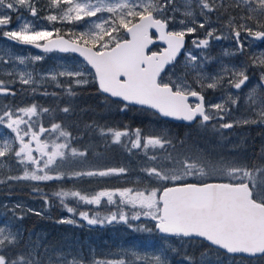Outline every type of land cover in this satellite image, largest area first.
<instances>
[{"label":"snow or ice","instance_id":"1","mask_svg":"<svg viewBox=\"0 0 264 264\" xmlns=\"http://www.w3.org/2000/svg\"><path fill=\"white\" fill-rule=\"evenodd\" d=\"M183 4L185 10L182 15L186 19L178 21L181 25L180 30L174 28L177 23L175 14L180 11L175 6V0H49V7L59 11V15L50 14L44 18L53 26V31L47 28L37 30L36 26L28 21L18 23L14 30L3 31L12 23L11 12H18L20 8H24L31 16L36 17L38 10L35 0H0V34L12 42L33 46L45 53L53 51L79 53L94 72L71 70L64 66L63 71L50 72L49 76L41 77L50 78L58 87L62 86L58 77L71 79L72 83L63 86L69 96H75L73 86L87 84L88 75L91 74L103 93L121 98L125 102L124 109L129 104L146 106L160 116L189 123L198 120L203 126L214 119L223 120L224 115L230 114L227 105L229 103L235 105L238 100V97L228 95L222 98L221 103L206 106L204 89L217 88L227 80L228 87L239 90L249 80L246 74L247 64L239 67L222 64L216 75H206L204 64L210 62V58L204 55L203 51L208 49L212 39L230 37L235 41L236 49L234 52L226 50L224 55H243L246 43L250 45L253 40L264 41V0H235L234 6L243 5L247 9V15L239 17L241 21L239 24L236 23V17L229 15L225 25L229 31L225 34L216 35L217 30L211 29L205 33L203 39H193V47L201 50L199 55H194L193 51L185 47V37L195 34L197 28H204L207 23L206 13L220 8L227 12L225 0H183ZM194 4L199 9V15L205 17L204 23H197ZM84 17H96V21L90 23L86 31L68 33L70 39H64L60 29L54 28L58 20L71 23L82 21ZM16 19L21 21L22 17L17 15ZM157 41L163 42L165 47L153 51L150 46ZM182 52L185 69L195 74L192 82H189L187 72L183 75L169 74ZM9 58L18 61L20 65L43 59L42 56L13 57L11 54ZM0 60H3L2 56ZM251 61L253 66L264 69V52L254 54ZM8 75H13V72H9ZM16 75L22 84L35 82L30 71L19 72ZM260 79L261 84L257 88L264 87V71L261 72ZM13 83L15 80L6 82L0 79V95H14L15 93L10 91ZM193 84L200 90H196ZM257 88L252 89L245 100V104L256 118L249 117L234 123L264 124V94L258 93ZM190 98H195L196 102H190ZM48 111L49 109L44 108L38 111L36 104L15 110L5 107L0 111V125L15 133L12 140H0V158L10 154L24 166L22 176H9L8 180H63L69 175L60 171L65 160L68 157L86 155V152L78 151L71 146L73 137L60 124H52L50 128H45L39 122L40 114ZM62 111L67 113L70 109L65 107ZM32 117H37V120L33 122ZM232 127L233 123L221 125V128ZM99 131L101 135L111 136L113 143H121L123 138L127 142L125 147L128 151H143L150 164L155 165L145 167L142 169L143 172L157 181L173 184L170 187L144 190L132 188L101 190L90 196L82 195L79 191L62 189L52 193L60 199L69 213H76V209L67 207L65 200L68 197L74 198L78 204L87 205H100L104 198L108 204H116L117 199L114 198H118V211L112 212L109 216L100 217L97 214L95 218H90L87 212H79L78 215L90 225L124 222L130 228L132 227L130 220L137 221L141 217H147L155 222V231L165 234L166 237L203 238L211 246L224 249L228 253H245L253 256L264 254V181L257 187L252 171L244 166L224 162H220V166H215L199 156H174L167 151L168 148H174L167 130L144 136L141 129L129 130L127 126L124 130L101 128ZM51 134H55L54 138ZM42 136L45 138L41 139ZM25 137L28 139L25 140ZM61 138L63 142H59ZM16 141L19 142L18 146ZM149 150H160L165 155L149 156ZM164 163L170 166L164 167ZM29 167L31 171L28 170ZM257 171L264 173V168ZM126 172V168L120 167L74 172L70 175L109 177L124 175ZM217 174L227 177L229 182H187L189 177L203 178ZM5 182L0 180V183ZM124 206H130L131 214L122 210ZM17 210L22 211L20 205L13 208L14 213ZM61 222L74 223L71 219ZM134 230L153 231L148 228ZM18 235V232L12 230L11 225L7 223L0 225V264H41L40 257L35 253L15 256L8 253L9 246L18 243ZM170 251L176 250L170 246H162L151 253L141 255L133 248L122 253L131 256V260L94 258L91 264H170L168 260ZM185 259L188 264H195L191 257ZM66 264H83V260L73 257L67 260Z\"/></svg>","mask_w":264,"mask_h":264},{"label":"rangeland","instance_id":"2","mask_svg":"<svg viewBox=\"0 0 264 264\" xmlns=\"http://www.w3.org/2000/svg\"><path fill=\"white\" fill-rule=\"evenodd\" d=\"M40 0H35V6L37 8V16L33 17L29 12H27L24 8H20L18 12H15V16L13 17V12L10 13L12 16V23L9 27L4 28L3 31H9L14 30L17 27L18 23H23L24 21H28L31 24L36 26L37 30H42L44 28H47L49 31H53V26L48 22L45 17H47L50 14L59 15V11L56 9H51L49 7L40 6L39 4ZM235 1V0H234ZM49 2V0H48ZM175 6L180 9V11L176 12L175 19L177 23L174 25L175 30H180L181 25L178 23L179 20L186 19L182 12L185 10V6L183 4V0H175ZM243 6V5H241ZM194 10L196 11V21L197 23H204L205 17L199 15V9L196 8L195 4L193 5ZM43 10V12H42ZM234 10H236L234 8ZM17 15L22 17L21 21H17L16 17ZM98 16L100 14H97ZM169 15H171V11L169 10ZM242 15V13H241ZM207 16V23H205L204 32L200 34L201 30L200 28H197V32L195 34L188 35L191 40L193 39H203L205 36V33L211 29H216V35H221L227 33L229 30L225 28V25L227 24L228 20L225 19V21L221 20V13L215 12V14L206 13ZM96 21V17H84L82 21L78 22H60L59 20L55 22L54 28L60 29L61 34L63 35L62 31L66 30L70 33H79L86 31L88 29V26L90 23ZM191 26V25H189ZM171 27H173L171 25ZM55 36V33L54 35ZM70 37V36H69ZM243 39V37H242ZM255 41H252L251 44L248 45L249 50L244 53L243 55L237 54L234 56H225L224 52L230 51L234 52L236 49V43L234 40H232L230 37L220 40L212 39L210 41V45L208 49L203 51L204 55H207L210 58V62L204 64V72L208 76H214L216 75L220 69L221 65H228L231 66H241L242 64H247L248 68L246 71V74L249 76L248 82L243 85L244 88H241V93H236L232 88L228 87L227 80L223 82L222 86H219L217 88H205V90L210 91V98L208 99V104H217L222 102V98H226L228 95H231L233 97H238L237 103L235 105L228 104L227 107L230 109L229 115H224L221 113V115H224L223 120L216 119V123H218L220 126L224 123H233L232 128H226L231 129L232 134L236 135L237 133L241 134L242 129L238 132L236 130L237 127L241 128L248 124H236L235 121L247 119L249 117H252L255 119L256 117L253 116L252 110L247 107L245 104V100L247 97V94L254 88H257L258 85L261 84V72L264 71V69H261L259 67L253 66L251 57L254 54L264 52V47H256ZM187 49L193 51L194 55H199L201 53L200 49H195L192 45V43H189L187 46ZM9 54H11L13 57L16 56H23V57H35V56H42L43 59L39 61H34L27 63L25 65H20L18 61H14L13 59L9 58ZM0 56L3 57V60H0V76L5 79L7 82L8 80H15V82H18L19 84H22L19 80L18 75L16 73L19 72H27L30 71L33 73L34 77V83L27 84V85H34V84H52L57 85L56 82L49 79H41L42 76H49L50 72L54 71H63L65 70L64 66H67L71 70H85L89 73H92L93 71L80 59H78L75 56H66L61 55L59 53H41L37 52L35 50H31L29 48L20 47L18 45H15L11 43L7 38L3 37L2 34H0ZM13 72V75L9 76L8 73ZM187 72V78L189 82H192L194 79V73L188 72V70L184 67V55L182 58L178 61L177 64L171 69L169 74L175 73L176 75H183ZM175 78V77H173ZM69 83H72V80L67 78ZM89 82L87 84L79 85L83 88L92 89L95 79L94 77L89 74L88 75ZM59 84H61L62 80L61 77H58ZM211 82V81H207ZM26 85V84H24ZM68 85V84H66ZM12 87V86H11ZM193 87H196L195 84H193ZM198 88V87H197ZM263 87L257 88L258 93H260V90ZM206 97V96H205ZM207 99V98H206ZM13 110L19 109V108H12ZM39 111V110H38ZM43 113L39 116V122L45 127L50 128L51 126H46L43 124L44 118H42ZM150 117H153L154 114H149ZM25 119H28V117H24ZM154 119H157L156 117H153ZM37 117H32V121H36ZM46 123L49 124H60L55 121V119L47 120ZM257 124V123H255ZM35 128V123L33 124ZM23 127V126H21ZM64 130L65 127L61 126ZM155 129H166L165 123L161 122H155V125L153 128ZM66 131V130H65ZM47 135V134H46ZM15 136V133L11 131V129H7L6 126L0 125V140H12V138ZM52 138H54L55 134H51ZM45 137L42 136L41 139H44ZM28 137H25V140H27ZM264 140V138H263ZM63 142V139L61 138V141ZM18 146V141H16ZM71 146L76 148L78 151L86 152L87 150H83L81 147L73 144L71 142ZM33 147H35V144H33ZM184 150L189 151L188 144L184 145L182 147ZM197 150L200 149V145H197ZM152 151V150H149ZM34 155H39L38 153H34ZM83 157H68L65 162L68 164L69 170L67 172V179L73 182L76 185L81 184L82 179H88V178H99V180H103L104 183H107L110 179V183L112 184V188H101V190H111V189H117V188H132L134 190H144L145 188H162L163 182L157 181L153 178L148 177L144 172L143 173H135V160L130 161L127 159L125 162L126 165L122 166H116L113 164L109 165H102L100 168L96 169H87L86 167H83L84 165L81 163L84 159ZM64 162V163H65ZM60 167V171H63V165ZM124 167L127 169L126 174L120 175V176H109V177H99V176H80V177H74L71 176V173L74 172H85V171H96V170H106L108 168H120ZM167 167V166H166ZM29 171H31V167L28 168ZM24 172V166L19 164L15 157L8 154L3 158H0V177H2L3 180L6 181L9 187H16L17 185L19 187H29L31 189H38L35 188L36 185H40V183L46 182V181H31V180H8L7 177L12 176H22ZM55 174V173H52ZM219 175V174H217ZM222 176V175H220ZM224 177V176H223ZM189 178H196V177H189ZM202 178V177H197ZM206 177H203L204 179ZM105 180H107L105 182ZM93 185V184H92ZM120 185V186H119ZM258 187V185H257ZM6 189V187H5ZM22 189V188H20ZM39 191H33L30 195V192H15L10 193L6 192L1 194L0 197V225H3L5 223L12 226V230L14 232H18V242L22 240L29 241L30 245L28 246V252L29 253H35L37 256L41 259V264H66L67 260L72 259L73 257L80 259L81 257L86 256L87 253H90L91 246L93 244L92 238L89 237L87 234H82L81 226L78 224L77 219H81V221L86 224L87 227H92L96 232H101L103 229H108L109 232L113 235L112 236V242L114 243L113 246H115V250L119 251H111L109 253L110 259L107 260H119V259H125V260H131L127 259L128 255H122V253H126L129 249H135L143 255L144 253L148 252L151 253L156 249H159L162 246H170L171 248L174 246H180V239L177 238H170V237H164L155 232L154 224L155 222L152 221L150 218L147 217H141L140 220L137 221H129V223L132 224V227L130 228L128 224L124 222H112V223H97L94 225H90L87 220L83 219L78 215L79 212H87L89 214L90 218H95L98 214L100 217L109 216L112 212L118 211V205L119 200L117 199L116 204H108L106 202V198H104L101 201L100 205H90L92 206V209L87 208V204H85V208L81 209L78 212V206L74 207L72 204L75 203V199L72 197H68L65 200V204L67 207H72L76 209V213H69L65 207V205L58 206L59 200L57 201L54 197L46 196V195H40L42 192V189H38ZM98 191V192H99ZM97 193V192H95ZM94 193V194H95ZM90 196V194H87ZM92 195V194H91ZM77 202V201H76ZM16 205H20L22 211L20 210V213L18 215L14 214L13 208ZM104 206H109L110 211L109 212H102ZM113 209V210H112ZM31 210V211H29ZM124 212L131 214V208L130 206H124L122 209ZM17 212V211H16ZM15 212V213H16ZM37 214L44 216V217H53L58 218L60 221L71 219L74 221V223H66L67 226H70V231L67 233V237L62 239V243H60L57 246H45L42 244L44 239V233L41 235L40 239L37 241H33L35 234L37 233V230L34 232L32 231H26V222L23 220L25 214ZM76 215V216H75ZM22 216V219H17L16 217ZM58 220V221H59ZM136 228H148L153 229L151 232H145V231H135ZM76 230V232H75ZM114 237V238H113ZM63 257V259H61ZM216 253H209L201 259L202 264H239V261H237L234 257L226 256V257H218L220 259L216 258ZM168 260L170 264H188V261L185 258H181L178 256H174L173 254L170 255L168 253ZM83 264H88L83 261Z\"/></svg>","mask_w":264,"mask_h":264},{"label":"trees","instance_id":"3","mask_svg":"<svg viewBox=\"0 0 264 264\" xmlns=\"http://www.w3.org/2000/svg\"><path fill=\"white\" fill-rule=\"evenodd\" d=\"M40 6L48 7V0H40ZM234 0H225V7L227 12L223 8L217 11L211 12L213 15L215 12L221 13V20H228L229 15L236 17V23L239 24L241 21L239 17L247 15V9L244 6L236 7ZM234 8L236 10H234ZM43 12V10H42ZM62 33L69 37L66 30ZM54 53V52H53ZM65 55V54H61ZM0 79L5 80L0 76ZM61 87L52 84H34L24 85L18 82L13 83L10 91L14 92V95H0V111L5 107L10 108H25L36 104L38 110L41 108L49 109L48 112H43L41 115L44 118L43 124L51 126L52 124L46 123L47 120H53L60 123L61 126L68 130L73 139L71 142L83 150H87V154L82 160L83 167L87 169H96L102 167V165L113 164L116 166L126 165L125 162L128 160L135 162V173H143L145 167L155 166L150 164L147 156L141 150L128 151L125 147L126 141L123 140L121 143H113L111 136H105L100 134V129L107 130L113 128L117 130H124L125 127L129 130L139 128L142 130V136L158 134L160 131L165 129H155L153 126L155 122L165 123V127L168 133H172L173 139L172 144L174 148H168V153L172 155L180 156H199L203 160L208 161L212 165L220 166V162L227 164H236L239 166L246 167L249 171H252L256 177V183L260 187L261 182L264 181V173H260L257 170L264 168V124H248L244 127H237L236 130L239 132L242 129V133L232 134V130L221 128L220 125L204 124L187 126V125H172L164 120L159 119L152 111L136 106H128L124 109V104L118 100H113L108 96L102 94L96 84H92V89L80 88L73 86V91L76 93L75 96H69L63 86L70 84L67 77H61ZM9 81V80H8ZM47 93V94H45ZM68 107L69 112L65 113L62 111L63 108ZM123 109V110H122ZM154 114V119L149 114ZM188 144L189 151L184 150L182 147ZM17 145V143H16ZM197 145H200V149L197 150ZM148 155L163 156L164 152L160 150L149 151ZM170 166L164 163V167ZM69 170L68 164L65 162L63 165V171L67 173ZM227 179V177H223ZM255 178V177H254ZM0 180H3L0 177ZM192 181L198 180V178L189 179ZM107 180H105L106 182ZM110 179L107 183L99 178H88L82 179L81 184L76 185L67 179V175L63 180H50L40 185H36L35 188L42 189L40 195H46L47 197H54L57 201L59 198L52 195V193L60 191H79L82 195L94 194L101 188H112ZM93 184V185H92ZM173 184V182H163V187ZM120 186V185H119ZM6 187V189H5ZM22 188V189H20ZM8 194L21 192L34 191L29 187H9L8 184L0 183V197L1 194L9 192ZM35 195V194H34ZM60 203V200H59ZM74 207L78 206V212L85 208V204L77 203L75 201L72 204ZM61 206V203L58 204ZM1 208V204H0ZM88 209H92V206L87 205ZM111 208L104 206L100 211L109 212ZM113 210V209H112ZM20 213L17 210L16 215ZM76 216V215H75ZM27 226L26 231H35V237L33 241L40 239L44 233V239L42 244L45 246H57L62 243V239L67 237L70 226L66 223H62L58 218L44 217L38 214H25L23 219ZM59 220V221H58ZM78 224L81 226L82 234L91 236L93 244L91 246L90 253L86 256L81 257L84 262L91 264L92 260L95 259H110L109 253L115 250L112 242V234L108 229H103L101 232H96L92 227H87L81 219H77ZM76 232V230H75ZM114 238V237H113ZM29 241L22 240L14 246H9L7 249L8 253L12 256L17 254L28 255ZM181 246V245H180ZM180 246H174L176 251H170V255L178 256L181 258L191 257L196 262V257L191 252ZM224 253L216 250V258L224 257ZM131 259V256L126 257ZM239 261V264H264V255L255 258H244L237 256L235 258Z\"/></svg>","mask_w":264,"mask_h":264},{"label":"flooded vegetation","instance_id":"4","mask_svg":"<svg viewBox=\"0 0 264 264\" xmlns=\"http://www.w3.org/2000/svg\"><path fill=\"white\" fill-rule=\"evenodd\" d=\"M15 12H13V17L15 16ZM13 20V19H12ZM171 27V25H170ZM17 45V43H14ZM256 47H264V41H261V42H258V43H255ZM26 48H29V47H26ZM31 50H33L32 48H29ZM161 49L158 45H155L153 50H159ZM249 50V47L247 45V43L245 44V52L246 53L247 51ZM241 88H244L243 86ZM236 93H241V89L239 90H236V89H233ZM204 95L206 96L207 98V102H208V99L210 98V95H208L210 92L205 90L203 91ZM260 94H264V87L261 88L260 90ZM169 124H172V125H181V124H176V123H171V122H167ZM167 130V128L165 129ZM168 131V130H167ZM161 132V131H160ZM169 136L173 139V135L172 133H169ZM180 239L181 241V248H185L187 249L188 251L191 250V252L194 254V256L196 257V262L195 264H202L200 261L201 259L203 258V256L209 254L210 252L212 253L214 251V248L209 244L207 243L204 239H199V238H178Z\"/></svg>","mask_w":264,"mask_h":264},{"label":"water","instance_id":"5","mask_svg":"<svg viewBox=\"0 0 264 264\" xmlns=\"http://www.w3.org/2000/svg\"><path fill=\"white\" fill-rule=\"evenodd\" d=\"M153 31H154V30H153ZM55 38H56V37L53 36V39H55ZM64 39H70V38L64 36ZM256 41H259V40H256ZM186 42H187V37H185V47H186ZM156 43H160V44H162L163 46H165L163 42L157 41ZM156 43H155V44H156ZM23 46H26V45H23ZM152 46H153V45H152ZM152 46H150V47L152 48ZM28 47H32L33 49H35V50H37V51H39V52H43L42 49H37V48H35V47H33V46H28ZM161 50H162V49H161ZM182 53H183V52H182ZM182 53H181V55H182ZM67 54H68V53H67ZM71 54H73V55L79 57L82 61H84V58H83L79 53H71ZM181 55H180V56H181ZM180 56H178V58H179ZM178 58H177V59H178ZM88 66L91 68L90 65H88ZM92 70H93V72H94V69H92ZM96 84H97V86H98V88H99L98 82H96ZM99 91H100L101 93H103L100 89H99ZM103 94L109 96V97L112 98V99L122 101L121 98H118V97H111L110 94H106V93H103ZM191 101H196V100H195V98H190V102H191ZM122 102H123V101H122ZM124 103H125V102H124ZM130 105H132V104H130ZM135 106H140V105H135ZM140 107L147 108L146 106H140ZM153 111H155V110H153ZM155 112H156V111H155ZM161 117L164 118V119H168V120H172V121H178V122H182V123H188V124H192V123H194V122L189 123V122H186V121H183V120H179V119H176V118H172V117H163V116H161ZM210 122H211V121H210ZM221 182H227V181H213V182H209V183H221ZM189 183H194V182H189ZM171 186H172V185H171ZM168 187H170V186H168ZM160 234H161V233H160ZM161 235H165V234H161ZM165 236H166V235H165ZM200 239H203V238H200ZM217 248H219V247H217ZM219 249L222 250L223 252L229 254V255H233V256H243V257H246V258L260 257V256H263V255H264V254H257V255H254V256H253V255H249V254H245V253H228V252H227L226 250H224V249H221V248H219Z\"/></svg>","mask_w":264,"mask_h":264},{"label":"bare ground","instance_id":"6","mask_svg":"<svg viewBox=\"0 0 264 264\" xmlns=\"http://www.w3.org/2000/svg\"><path fill=\"white\" fill-rule=\"evenodd\" d=\"M205 97V96H204ZM205 99H206V97H205Z\"/></svg>","mask_w":264,"mask_h":264}]
</instances>
